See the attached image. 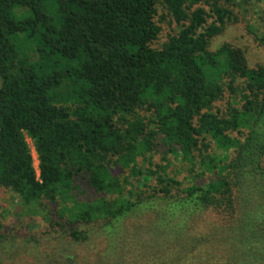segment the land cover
<instances>
[{"label": "trees", "instance_id": "16d2710c", "mask_svg": "<svg viewBox=\"0 0 264 264\" xmlns=\"http://www.w3.org/2000/svg\"><path fill=\"white\" fill-rule=\"evenodd\" d=\"M248 5L0 0V190L51 208L0 223V253L37 226L101 237L85 264H264V66L209 47ZM159 6L178 31L155 46Z\"/></svg>", "mask_w": 264, "mask_h": 264}, {"label": "rangeland", "instance_id": "374dc122", "mask_svg": "<svg viewBox=\"0 0 264 264\" xmlns=\"http://www.w3.org/2000/svg\"><path fill=\"white\" fill-rule=\"evenodd\" d=\"M166 12V9L162 6L158 7L157 20L161 26V33L154 44L155 46H160L164 41L168 40L171 34L178 31V25L170 21V17ZM235 12L239 17L238 21L228 23L224 31L212 39L209 46L210 49L214 51L224 43H231L245 51L250 67L264 66V44L254 34V31L257 34L263 33L264 0H251V5H248L247 10L235 8ZM28 141L35 157V166L39 171V159L34 146L35 141L32 138H28ZM153 160L162 165L168 163V172L171 175L177 173L184 174L185 177L190 176L189 166L180 158H174L171 162L165 159L162 153L156 152L153 155ZM36 209L39 212L41 211V216L21 204L13 192L0 190V223L18 229L23 225L30 224L33 220L39 223L40 220H47V215H44L46 212L51 211L50 205H47V202L44 201L43 204L36 205ZM39 218L40 220L36 221ZM146 220L147 218L142 222L143 225ZM140 224L141 222H130L129 227L133 228V230H139L138 226ZM30 233L35 238L29 236L27 239L20 238L15 242L13 239L11 240L13 244H7L5 250L0 253L2 264H49L50 261H55L57 257L66 255L76 259L77 264H85L88 258H94V254L103 249L105 245L101 237H95L94 240L84 245H77L72 242L69 236L63 235L58 227L49 231L44 227L40 229L35 226V229ZM142 233L144 237L148 236L145 234V228L137 232L138 235H142ZM51 264L57 263L51 262Z\"/></svg>", "mask_w": 264, "mask_h": 264}]
</instances>
